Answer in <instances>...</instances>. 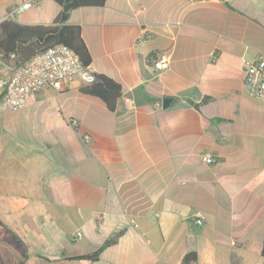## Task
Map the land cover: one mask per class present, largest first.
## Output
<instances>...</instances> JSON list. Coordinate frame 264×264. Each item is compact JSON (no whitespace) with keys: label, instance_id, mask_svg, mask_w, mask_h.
<instances>
[{"label":"crops","instance_id":"1","mask_svg":"<svg viewBox=\"0 0 264 264\" xmlns=\"http://www.w3.org/2000/svg\"><path fill=\"white\" fill-rule=\"evenodd\" d=\"M27 1L20 23L61 9L0 0V16ZM68 23L123 93L115 111L79 79L23 108L0 100V246L18 264H182L191 251L264 264V101L243 79L264 56V0H106ZM118 233L97 260L71 258Z\"/></svg>","mask_w":264,"mask_h":264},{"label":"built area","instance_id":"2","mask_svg":"<svg viewBox=\"0 0 264 264\" xmlns=\"http://www.w3.org/2000/svg\"><path fill=\"white\" fill-rule=\"evenodd\" d=\"M32 4L33 1H27L6 16H0V31L5 20L15 19L16 12ZM170 60L168 52H160L152 57V64L157 71H164L169 68ZM76 79L89 84L96 80V73L84 66L78 54L65 44H57L37 53L24 63L18 61L15 52L7 54L0 51V100L7 108H23L36 99L41 89L50 87L61 91ZM243 79L248 93L264 101V56L246 64ZM204 160L211 164L216 159L212 153H206ZM195 216V222L202 225L205 220L203 211L197 210Z\"/></svg>","mask_w":264,"mask_h":264},{"label":"trees","instance_id":"3","mask_svg":"<svg viewBox=\"0 0 264 264\" xmlns=\"http://www.w3.org/2000/svg\"><path fill=\"white\" fill-rule=\"evenodd\" d=\"M60 6V12L53 23L24 24L14 19H7L2 24L0 31V51L5 53L15 52L19 62H26L37 53L43 52L57 44H65L72 48L80 57L84 66L89 67L92 62L90 50L83 38L81 26L68 23L73 9L81 6H102L106 0H54ZM80 90L100 98L107 108L115 111L122 96V85L114 78L96 73V80L81 86ZM120 233L109 238L97 250L76 257L97 260L105 246L115 242ZM264 254V246L262 249ZM0 264H18L10 249L0 246ZM182 264H198L196 251L188 252Z\"/></svg>","mask_w":264,"mask_h":264},{"label":"water","instance_id":"4","mask_svg":"<svg viewBox=\"0 0 264 264\" xmlns=\"http://www.w3.org/2000/svg\"><path fill=\"white\" fill-rule=\"evenodd\" d=\"M171 101V98H165L164 99V106H168Z\"/></svg>","mask_w":264,"mask_h":264}]
</instances>
